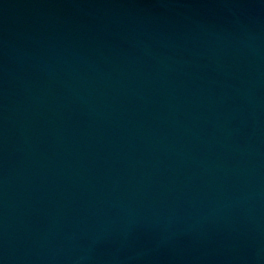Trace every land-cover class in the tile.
Segmentation results:
<instances>
[{"label": "water", "instance_id": "water-1", "mask_svg": "<svg viewBox=\"0 0 264 264\" xmlns=\"http://www.w3.org/2000/svg\"><path fill=\"white\" fill-rule=\"evenodd\" d=\"M196 0H0V201L43 136L120 52Z\"/></svg>", "mask_w": 264, "mask_h": 264}]
</instances>
